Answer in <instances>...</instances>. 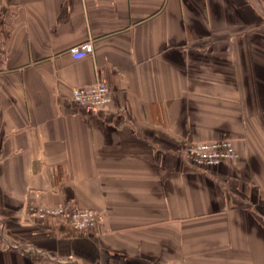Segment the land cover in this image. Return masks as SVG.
<instances>
[{
  "label": "crops",
  "instance_id": "0c3cea01",
  "mask_svg": "<svg viewBox=\"0 0 264 264\" xmlns=\"http://www.w3.org/2000/svg\"><path fill=\"white\" fill-rule=\"evenodd\" d=\"M216 139L237 158L193 166ZM0 264H264V0H0Z\"/></svg>",
  "mask_w": 264,
  "mask_h": 264
},
{
  "label": "built area",
  "instance_id": "2783aa9c",
  "mask_svg": "<svg viewBox=\"0 0 264 264\" xmlns=\"http://www.w3.org/2000/svg\"><path fill=\"white\" fill-rule=\"evenodd\" d=\"M92 49L90 41H85L69 49L74 59L84 57ZM72 101L89 113H101L112 102V89L103 81L71 89ZM185 154L191 164L197 168L216 166L224 161L237 158L238 152L229 139H216L189 143ZM40 219H52L58 224H65L71 229L87 233L93 230L99 221L97 211L75 204L59 203L51 207L39 208L34 213Z\"/></svg>",
  "mask_w": 264,
  "mask_h": 264
}]
</instances>
